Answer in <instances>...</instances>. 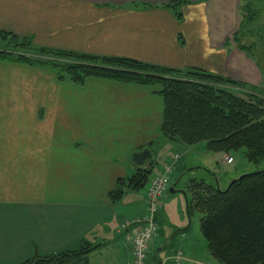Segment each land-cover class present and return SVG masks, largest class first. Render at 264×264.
Wrapping results in <instances>:
<instances>
[{
	"label": "crops",
	"instance_id": "1",
	"mask_svg": "<svg viewBox=\"0 0 264 264\" xmlns=\"http://www.w3.org/2000/svg\"><path fill=\"white\" fill-rule=\"evenodd\" d=\"M168 1L0 0V29L36 47L200 68L251 83L243 51L228 45L239 26L234 0H187L180 19ZM215 6H232L235 14L224 33L213 21ZM72 93L82 94L81 109L100 111L103 127L117 132L105 150H94L93 125L68 112ZM162 117L153 87L93 77L76 87L46 69L0 61V264L76 250L81 241L100 246L75 264H130L133 227L122 224L142 213L144 193L126 190L116 203L108 194L117 179L134 172L132 153L164 138ZM160 157L151 153L162 172ZM176 214L179 220H167L160 201L148 264H172L177 252L181 264H210L203 247L186 236L182 208Z\"/></svg>",
	"mask_w": 264,
	"mask_h": 264
},
{
	"label": "trees",
	"instance_id": "2",
	"mask_svg": "<svg viewBox=\"0 0 264 264\" xmlns=\"http://www.w3.org/2000/svg\"><path fill=\"white\" fill-rule=\"evenodd\" d=\"M186 2L169 0L166 7L180 19ZM238 29L232 41L237 40ZM0 44L11 47L0 48V61L46 69L59 81L80 86L93 77L153 87L163 101L160 132L169 141L204 142L205 149L214 153L243 148L247 161L257 164L264 159V94L244 82L200 68L170 69L124 57L36 47L29 38L2 29ZM236 46L246 51L243 45ZM153 166L150 158L135 166L130 176L117 179L108 194L110 201L121 200L126 190L144 189ZM186 188L190 194L186 208L199 213V231L218 264H264V170L243 174L224 189L195 178L189 179ZM99 246L81 241L76 250L20 264H75Z\"/></svg>",
	"mask_w": 264,
	"mask_h": 264
},
{
	"label": "rangeland",
	"instance_id": "3",
	"mask_svg": "<svg viewBox=\"0 0 264 264\" xmlns=\"http://www.w3.org/2000/svg\"><path fill=\"white\" fill-rule=\"evenodd\" d=\"M234 1L237 3L238 16L236 13V17L238 18L240 28L238 26L239 29L237 28L238 32L235 35L237 40L228 41V45L241 44L246 48V51H243L242 55L245 63L251 67L248 69V72L253 76L250 79L251 83L247 84L257 93L264 94V0ZM245 5L248 7L247 11L243 9ZM231 7L226 9L225 7L220 8L219 6H215L212 9L213 21L218 24V30L221 33H224L225 29L229 30L230 25L235 22V14L231 10ZM2 47L11 49L10 46L6 47L0 44V48ZM75 86L78 87L79 85ZM87 87L92 86L88 85ZM96 89H98V92H106L102 87ZM106 95V93H102V97H106ZM68 101L71 103V108L68 112L73 116L77 114L76 118L81 122L92 124L93 127H90V133L99 135V139L93 142L94 150H105L110 145L108 141L106 142L107 138L117 136V132L109 133L108 127H103L105 123L104 119H107L100 114V111H87L80 108L82 106H79V103L83 101L81 93L70 94ZM56 132H59L58 128ZM60 148L61 146L58 144L55 149L60 150ZM149 150L155 157L161 156L159 162L164 159V162L161 163L162 172L156 166H153L152 174L154 173L155 176L160 174L167 175L171 186L175 190V192L166 193L162 197L164 200L161 199L163 216L171 223H174L175 220L180 219V215L176 213L182 208V217L186 220L185 226H187L188 230L186 236L189 237V240L194 241V243L200 246V248L203 247L202 252L207 253L206 259L210 261V264H218L211 256H208L210 254H208L209 252L205 246L206 242L199 231V213L194 209L189 213L186 208V202L190 199L186 185L189 179L195 178L203 179L215 186L224 187L226 182H230L232 179L243 174L264 170V159L254 164L247 161L245 149L243 148L229 153L216 154L207 151L204 142L187 145L177 140L169 141L165 137L157 139ZM225 157H230L232 161L227 164L224 162ZM191 167L192 170L189 171ZM137 193L141 195L144 191L140 189ZM167 198L170 200H167ZM158 228H160L159 225ZM162 232L163 234L166 233L164 228Z\"/></svg>",
	"mask_w": 264,
	"mask_h": 264
},
{
	"label": "built area",
	"instance_id": "4",
	"mask_svg": "<svg viewBox=\"0 0 264 264\" xmlns=\"http://www.w3.org/2000/svg\"><path fill=\"white\" fill-rule=\"evenodd\" d=\"M231 161L230 157L224 159L227 164ZM169 186L170 181L167 175L150 178L144 192V210L122 224V228L133 227L130 264H148L150 245L158 231L157 214L160 201L168 192ZM181 259L182 253L177 252L172 258V264H181Z\"/></svg>",
	"mask_w": 264,
	"mask_h": 264
},
{
	"label": "water",
	"instance_id": "5",
	"mask_svg": "<svg viewBox=\"0 0 264 264\" xmlns=\"http://www.w3.org/2000/svg\"><path fill=\"white\" fill-rule=\"evenodd\" d=\"M151 158V152L149 149L147 148H144L140 151H137V152H134L132 153L130 159H131V162L136 165V166H142L147 160H149ZM242 176V175H241ZM241 176L235 178V179H232L227 186H229L230 184L234 183L235 181L241 179ZM169 192H175L173 187L171 186L169 188Z\"/></svg>",
	"mask_w": 264,
	"mask_h": 264
}]
</instances>
